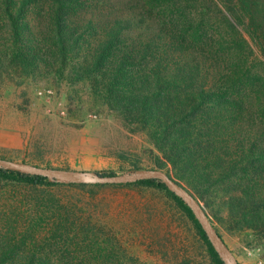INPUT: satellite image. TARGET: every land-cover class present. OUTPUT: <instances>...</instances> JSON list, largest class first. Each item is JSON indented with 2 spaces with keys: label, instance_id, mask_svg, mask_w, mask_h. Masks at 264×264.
Here are the masks:
<instances>
[{
  "label": "trees",
  "instance_id": "1",
  "mask_svg": "<svg viewBox=\"0 0 264 264\" xmlns=\"http://www.w3.org/2000/svg\"><path fill=\"white\" fill-rule=\"evenodd\" d=\"M220 2L0 0V80L52 70L86 81L130 132L146 135L156 167L196 197L222 244L213 222L264 247V67L233 22L264 56V0ZM209 12L223 30L210 29ZM0 180L64 184L1 166ZM124 184L163 190L192 222L208 264H225L160 179Z\"/></svg>",
  "mask_w": 264,
  "mask_h": 264
},
{
  "label": "rangeland",
  "instance_id": "2",
  "mask_svg": "<svg viewBox=\"0 0 264 264\" xmlns=\"http://www.w3.org/2000/svg\"><path fill=\"white\" fill-rule=\"evenodd\" d=\"M205 15L211 30H223L211 12ZM233 22L250 46L256 69L263 68L261 51ZM44 89L52 92L39 94ZM157 154L145 134L130 132L119 115L96 101L86 81L72 82L52 70L37 78L0 80V158L61 177H94L160 169ZM74 184L83 186L0 180V264H28L30 256L32 264H208L192 222L163 190ZM213 223L235 264H240L238 253L254 261L247 254L254 247L264 256V247L250 243L248 234H230Z\"/></svg>",
  "mask_w": 264,
  "mask_h": 264
},
{
  "label": "water",
  "instance_id": "3",
  "mask_svg": "<svg viewBox=\"0 0 264 264\" xmlns=\"http://www.w3.org/2000/svg\"><path fill=\"white\" fill-rule=\"evenodd\" d=\"M0 166L7 169L16 170L20 172L43 175L49 178L50 181H56L58 183H91V184H115V183H127L147 178L160 179L167 189L173 192L176 196L180 197L192 210L195 218L198 220L211 244L218 252L219 256L225 264H235L224 251L225 245L221 243L217 236L216 231L210 224V221L203 209L202 204L196 199V197L182 186L177 184L171 176L162 169H152L135 171L126 174H100L96 173L94 177H81L78 174H69L68 177H61L55 172H52L46 168L38 167L35 165H29L25 163L13 162L5 159H0Z\"/></svg>",
  "mask_w": 264,
  "mask_h": 264
},
{
  "label": "built area",
  "instance_id": "4",
  "mask_svg": "<svg viewBox=\"0 0 264 264\" xmlns=\"http://www.w3.org/2000/svg\"><path fill=\"white\" fill-rule=\"evenodd\" d=\"M51 92H52L51 89H44V90H40L39 94H50ZM60 113L64 114L65 113L64 109H61ZM258 250H259L258 247L247 249V254L250 256H255L253 264H264V256L258 255L257 254Z\"/></svg>",
  "mask_w": 264,
  "mask_h": 264
},
{
  "label": "crops",
  "instance_id": "5",
  "mask_svg": "<svg viewBox=\"0 0 264 264\" xmlns=\"http://www.w3.org/2000/svg\"><path fill=\"white\" fill-rule=\"evenodd\" d=\"M236 258L240 264H253V259L251 257H247L238 253Z\"/></svg>",
  "mask_w": 264,
  "mask_h": 264
}]
</instances>
